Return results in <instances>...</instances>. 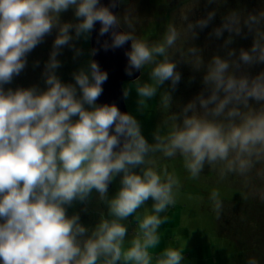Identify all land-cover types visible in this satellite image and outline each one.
Instances as JSON below:
<instances>
[{"label":"clouds","instance_id":"clouds-1","mask_svg":"<svg viewBox=\"0 0 264 264\" xmlns=\"http://www.w3.org/2000/svg\"><path fill=\"white\" fill-rule=\"evenodd\" d=\"M119 2L0 0V264H182L184 244L169 245L156 256L151 251L160 243V225L169 219L161 213L176 205L181 188L176 172L161 158L179 156L192 180L205 165L218 172L220 181L234 175L247 182L254 171L264 178V71L236 74L241 66L264 63V9L247 16L229 12L212 33L216 38L229 33L226 55L205 63L202 50L188 42L197 28L208 26L214 11L191 22L184 10L179 22L169 21L160 38L150 42L136 34L138 20L131 13L110 11ZM70 8L76 21L61 22L60 14ZM97 22L100 36L111 35V43L102 45L105 50L131 41L128 76L148 71L147 81L137 78L123 89L127 99L134 87L138 111L170 82L169 90L160 92L163 119L153 143L133 115L114 104L97 105L108 76L96 61L73 72L74 83H63L56 74L61 50L67 46L74 58L82 55L73 41L88 39ZM122 25L127 30L118 31ZM242 27L252 34V44L237 53L228 46ZM53 29L56 36L42 72L46 88L5 90ZM177 56L202 71L203 89L179 112H170L181 80ZM117 175L120 188L109 197L108 185ZM93 191L109 218L101 215L89 230L78 214L67 215V207L86 204ZM220 197L219 190L209 196L217 219L223 210ZM150 198L151 211L138 213ZM133 215L137 227L126 241L122 222ZM247 264L258 262L250 258Z\"/></svg>","mask_w":264,"mask_h":264},{"label":"rangeland","instance_id":"rangeland-1","mask_svg":"<svg viewBox=\"0 0 264 264\" xmlns=\"http://www.w3.org/2000/svg\"><path fill=\"white\" fill-rule=\"evenodd\" d=\"M121 7L117 15L123 16L131 13L138 20L135 23L136 34L150 42L160 38L169 21L179 22L180 13L184 10H187L191 22L204 18L208 12L214 11L215 17L208 26L203 29L197 28L196 37L188 42L202 50V57L207 63L213 55L222 57L226 55L224 40L229 33L224 32L220 38L212 35L213 30L221 25L223 18L231 11H238L244 16L255 14L264 9V0H214L213 3H209V0H127L125 4L121 2ZM166 10L169 11V18L164 22L161 16ZM157 12L158 14H155ZM154 18L162 20L163 24H157L154 30L148 31L145 35L144 29L148 26L152 28L150 24L155 20ZM60 20L74 23L76 18L73 9L70 8L61 13ZM121 27L127 30L126 26ZM55 36L56 30L53 29L52 33L28 54L27 66L13 78L12 88H9L8 84L4 87L5 90L33 86L40 90L46 88L42 72L52 50ZM82 39L84 40V38H79L73 41L76 48L82 50V55L74 58L73 50L65 46L57 57L61 66L56 69V73H59L57 76L62 78L60 80L63 83H74L72 73L81 67H86L88 60H92L93 55L88 52V50L91 51L89 38L85 40L84 45ZM79 43H81L80 46ZM251 44L252 34L242 27V34L234 36L233 43L228 47L235 49L238 53L241 48L245 50L250 48ZM176 59L178 61L177 71L181 74V80L172 92L173 103L169 109L170 112H179L184 104L192 100L203 89L202 71H194L191 65L180 61L178 56ZM33 63L35 69H32ZM261 71H264V63L241 66L236 74L254 76ZM138 78L147 81L148 71L146 69L140 71ZM124 82V87L128 86L129 82L132 83L130 80ZM169 86L170 82H165L158 93L161 90H169ZM130 99H132L131 93L127 99H124V103H127L126 107L129 112H132L129 105ZM250 103L256 106L254 102L250 101ZM158 104L157 110L160 116L157 121H162L163 113L158 108ZM138 122L142 134L146 137L151 128L141 117ZM165 160L167 161L161 160V163L166 164L170 172L173 170L176 172L181 181V188L176 205L169 206L165 213H161V215H167L169 219L158 229L161 239L159 245L151 250L153 256L158 255L163 248L169 245L178 247L184 244L182 264H247L250 258H255L258 264H264V198H262L264 178L258 177L254 171L247 182L234 175H229L226 180L220 181L218 172L205 165L200 177L192 180L188 178V173L179 156ZM260 167L257 166L258 169ZM134 171L139 172V168ZM120 179L117 175L116 181L108 187L109 197L114 196L119 190ZM213 190L220 191V198L223 201V210L219 219L212 211V202L209 199ZM152 203L150 198L137 212L142 214L145 208L151 211ZM73 214H78L81 224L89 230L95 227L101 215L109 218L107 206L99 201L95 191L86 204L73 202L72 206L67 207V215ZM134 215L122 222L127 226L126 241L132 237L137 227Z\"/></svg>","mask_w":264,"mask_h":264},{"label":"water","instance_id":"water-1","mask_svg":"<svg viewBox=\"0 0 264 264\" xmlns=\"http://www.w3.org/2000/svg\"><path fill=\"white\" fill-rule=\"evenodd\" d=\"M110 0H100V4L108 6ZM120 4V2H119ZM119 4L116 8H110L113 14L117 15L119 10ZM100 24L97 22L94 25V29L89 34V42L91 49H95V54L92 60L96 61L102 71L107 73L108 79L102 85L103 92L97 99V105L101 104H114L122 113H128L126 104L123 98V87L124 81H133L140 75V71H134L132 76H128L125 73L128 58L126 52L131 48V41L127 42L122 48H109L105 50L102 45L105 41L111 43V35L106 34L100 36L99 33ZM118 31H123L121 27ZM112 185V181L108 187Z\"/></svg>","mask_w":264,"mask_h":264},{"label":"trees","instance_id":"trees-1","mask_svg":"<svg viewBox=\"0 0 264 264\" xmlns=\"http://www.w3.org/2000/svg\"><path fill=\"white\" fill-rule=\"evenodd\" d=\"M121 2H124V4L127 2V0H122V1H120V7H119V10L122 8L121 7ZM155 14H158V12L157 13H155ZM161 17H163V21L164 20H166V19H168L169 18V11L168 10H166L163 14H162V16ZM155 19V18H154ZM162 20H157V19H155L150 25H152V28H149V26L148 27H146L145 29H144V33H145V35L147 34V32L148 31H152V30H154V28H156V26H157V24H160V23H162L163 24V22H162ZM164 22H166V21H164ZM123 30H125V29H123ZM88 38H89V36H88ZM86 39H82L81 41L83 42V45H84V43L86 42L85 41ZM88 40V39H87ZM81 45V43H79V46ZM90 50H92V49H90ZM88 52H90L89 50H88ZM88 58H89V56L87 57V60H88ZM86 60V61H87ZM34 65V66H33ZM36 67H37V65H36ZM32 69H35V64L33 63L32 64ZM76 70H77V68H76ZM57 75L59 74V73H56ZM60 79H62V78H60ZM124 83L125 82H123V84H122V87H123V89L125 88L124 87ZM132 83L131 82H129L128 83V86L129 85H131ZM8 85V84H7ZM7 85H4V87H6ZM12 85H13V83L11 82L10 84H9V88H12ZM14 87H15V85H14ZM7 90V89H6ZM161 91H163V90H161ZM160 91V92H161ZM160 92L159 93H157V95L155 96V97H153L151 100H148V101H146V103L148 104V108L147 109H145L144 111H138L137 110V108H138V106H137V94H136V92H135V89H134V87L130 90V93L132 94V99H130V101H129V105H130V108H131V110H132V112H129V110H128V107H126L127 108V111H128V113L129 114H131V115H133L137 120L141 117L142 119H144L145 121H146V123H147V125L149 126V128H151L150 129V133L148 134V135H146V137H145V139L149 142V143H153L154 142V140H153V132L154 131H156V129H157V126L158 125H160L161 124V121H157L158 119H159V117L158 116H160V114H158V110H157V104H158V100H159V96H160ZM126 105H127V103H126ZM153 129H155L154 131H153ZM143 136H145V134H142ZM159 155V154H158ZM166 158H161V160H164V161H167V160H165ZM119 176V175H118ZM120 177V176H119ZM116 178H117V176L116 177H114L113 178V180H112V182L114 183V181H116ZM121 178V177H120Z\"/></svg>","mask_w":264,"mask_h":264}]
</instances>
